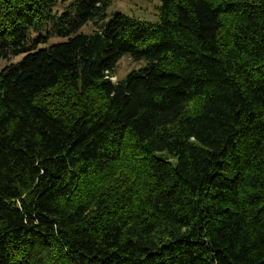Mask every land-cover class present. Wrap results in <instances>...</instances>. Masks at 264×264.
Listing matches in <instances>:
<instances>
[{
  "label": "trees",
  "instance_id": "obj_1",
  "mask_svg": "<svg viewBox=\"0 0 264 264\" xmlns=\"http://www.w3.org/2000/svg\"><path fill=\"white\" fill-rule=\"evenodd\" d=\"M109 2L0 0V264H264V0Z\"/></svg>",
  "mask_w": 264,
  "mask_h": 264
},
{
  "label": "rangeland",
  "instance_id": "obj_2",
  "mask_svg": "<svg viewBox=\"0 0 264 264\" xmlns=\"http://www.w3.org/2000/svg\"><path fill=\"white\" fill-rule=\"evenodd\" d=\"M160 0H110L105 10L103 21H106L113 13H121L123 15L133 17L150 23L157 22V8ZM95 26L88 23L81 28L84 33H90L95 30ZM60 38H53L54 42L60 41ZM23 55L10 59H0V71L9 63L17 62L22 59ZM143 65V61H133L128 55H123L116 63L114 75L111 81L121 80L125 75Z\"/></svg>",
  "mask_w": 264,
  "mask_h": 264
}]
</instances>
